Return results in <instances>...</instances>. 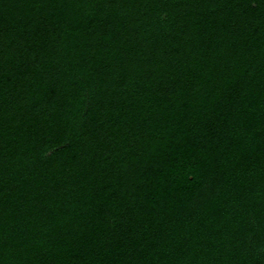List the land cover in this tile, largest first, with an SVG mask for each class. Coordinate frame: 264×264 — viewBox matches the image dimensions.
Here are the masks:
<instances>
[{
  "label": "trees",
  "instance_id": "obj_1",
  "mask_svg": "<svg viewBox=\"0 0 264 264\" xmlns=\"http://www.w3.org/2000/svg\"><path fill=\"white\" fill-rule=\"evenodd\" d=\"M0 264H264V0H0Z\"/></svg>",
  "mask_w": 264,
  "mask_h": 264
}]
</instances>
